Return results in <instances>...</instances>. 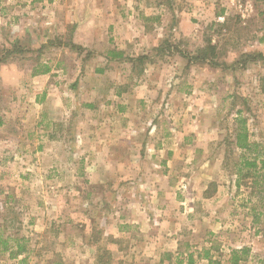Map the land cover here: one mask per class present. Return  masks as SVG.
I'll use <instances>...</instances> for the list:
<instances>
[{"label":"rangeland","instance_id":"374dc122","mask_svg":"<svg viewBox=\"0 0 264 264\" xmlns=\"http://www.w3.org/2000/svg\"><path fill=\"white\" fill-rule=\"evenodd\" d=\"M102 13L107 15L111 25L104 21V15H100ZM215 14L218 15L216 18ZM144 17L149 19L145 20ZM83 20L91 26L98 24L101 32L104 27L105 31L114 34V39L123 45L121 40H130L129 34L132 35L133 45L135 43L137 47L147 43L151 46L153 43H162L161 47L165 52L161 53L167 55L160 58L165 60V64L160 65L161 79L158 80L161 84L166 83V88L161 90L165 97L161 101V107L164 108L160 117L164 129L162 134L166 139H175L177 142H182L186 136L185 140L190 144L196 140V136L189 130L196 129L192 120H196L198 116L191 114L195 105L191 96L197 92L194 85L191 87L192 70L185 62L190 60L191 55L197 52L198 46L204 44L207 39L204 34H199V37L191 34V27L203 30L211 26L212 22L214 29L227 25L232 33H218L217 38H214L220 42L246 35L252 37L242 30L246 27H264V0H36L32 3L30 0H0V60L10 64L8 67L0 66V121L3 120V124H0V158H6V162H0V173L6 176L0 177V188L4 187L6 190V196L0 194V236L9 237L11 241L15 240V237L19 239L16 242L23 246V255L30 256L17 259L21 264H52L54 260H62V264H125V258L122 263H118L119 260L113 259L108 253L113 246L108 236L112 235L109 232L114 228L104 227L107 199L111 195L109 187L102 185L113 182V179L102 180L104 183H100L92 173L97 163L104 162H97L99 156L96 157L94 146L82 145L90 123L82 120L80 114H73L64 133L53 131L46 118L40 116L38 109L32 106V101L28 100L27 105L20 106L17 105L18 100L13 98L17 91L14 83V63L18 64V68L25 69L23 78L27 79V74L35 63L42 64L37 68L38 71L45 69L46 61L49 65H57L61 69L70 66H78L79 69L83 60L92 57L89 58L90 54L94 53L96 57L93 49L78 46L73 42L74 32ZM101 22L105 24L102 25ZM145 22L147 25H144ZM159 23L164 29L156 30ZM142 25L147 26L148 32ZM185 31L187 33H184ZM91 36L88 31L82 38L88 42ZM233 47L228 49L224 44L217 51L208 49L206 53L216 58L214 61L231 64L234 70H238V73H230L229 79L234 80L233 84L230 82V90H239L244 97L246 96L243 94L251 93L253 97L239 100L237 104L232 105V100L225 102L222 113L216 115L215 120L204 118L206 125L204 130L199 132V136L205 145L207 141L210 145L205 148L206 151L200 152V157L209 156L217 162L202 164L200 168L205 166L204 170L209 169L211 175L216 172L217 181L222 185V195L206 204L205 210H209L208 215L212 212L216 223L222 225L215 228L213 242H203V234L193 238L199 242L200 247L213 246L210 251L218 264H234V250L246 247V252L237 253L241 257L238 264H264V94L260 92H264V58L254 62L252 54L251 58L246 59L250 66H244V62L242 66L239 60H244V56L239 49ZM178 50L187 56L182 59L180 54H176ZM137 52L135 50L133 53ZM228 52H231L230 56ZM251 52L255 53L254 50ZM87 64L90 68L93 66L92 62ZM139 65L141 66L140 62ZM156 69L155 67L154 70ZM224 71L227 70H220ZM70 75L75 78L74 73L70 72ZM259 75L261 82L256 78ZM2 77L7 80L6 84ZM121 77L129 80L127 77ZM66 78L65 72L59 80ZM66 82L70 83L67 80ZM108 82L102 80L100 84L110 85ZM123 82L120 81L119 86H123ZM211 89L215 90L213 86ZM217 89L221 88L218 86ZM142 94L143 91H139L132 97L126 95L125 100L121 99L124 101L121 104L142 108ZM200 104H203L202 100ZM82 107L93 111V108ZM237 108L249 111L242 113L241 120L238 121L234 115ZM199 117L201 120V116ZM14 124L19 126L18 131L14 130ZM242 125L249 128L251 140L258 142L254 150L245 153H240L231 144L236 139L237 128ZM52 131L56 136H62V139L55 144L50 142L53 144L50 146L47 144ZM4 136L19 140V144L9 142L5 145L6 143L1 141ZM182 149L181 154L185 152L188 158L192 150L194 151L192 146H185L184 151ZM223 156H226V162L221 164ZM245 158H256V165L247 168L243 163ZM191 165L190 162L181 165L182 172H190V168H193ZM102 166L111 172H122L126 169V165L123 168L122 163L115 164V170L110 162H105ZM239 170L242 172L240 183L244 191L237 193L234 180L237 178L235 174L240 176ZM247 170L252 173L251 176L245 175ZM190 178L191 176L185 181L182 180L180 185L182 194L187 198L194 192L191 188L195 182L191 183ZM204 178L197 179L195 188L200 190L202 184L198 182L207 179ZM118 181L122 182L125 188L131 186L130 192L134 191V179ZM213 190L214 186L210 187V191ZM115 222L116 220L112 221V226ZM187 223L189 222L185 223L183 230L189 228ZM130 231L137 234L138 230L135 228ZM138 232L140 235H133L138 238L132 247L133 254L137 255L135 258L130 257L133 264H182L180 259L188 255L189 234L182 238L183 242L177 250L178 255H173L168 260L165 248H169L170 244L169 241L165 244L164 230L159 231L156 242L151 239H148V242L140 240L139 236L144 235L141 231ZM116 238H122L118 232ZM126 239L128 238H123L124 247ZM98 242L99 247L96 246ZM15 245L16 243L12 247ZM1 247L3 248L4 244ZM206 253L209 252L206 250L204 255ZM162 258L164 260H161ZM17 261L0 258V264H16Z\"/></svg>","mask_w":264,"mask_h":264},{"label":"crops","instance_id":"0c3cea01","mask_svg":"<svg viewBox=\"0 0 264 264\" xmlns=\"http://www.w3.org/2000/svg\"><path fill=\"white\" fill-rule=\"evenodd\" d=\"M35 1L30 0L31 3ZM42 1L45 0H40V2ZM49 1L52 0H46V2ZM100 15H104V21H107L111 25L106 14L102 13ZM217 16V14L214 15L215 18ZM144 19L147 20L149 18L144 17ZM101 23L102 25L105 24L104 22ZM213 24L212 22L211 26L203 30L195 26L191 27V34L198 37L199 34H204L207 36V39L204 44L198 46L197 52L191 55L190 60L186 58L187 61L185 62L186 65H190L192 70L191 87L194 85V90L197 92L196 95L191 96V99L195 100L191 114L198 117L196 120H192L196 125V129L190 128L189 130L193 136H196V140H193L190 144H187L185 140L186 136H184L182 142H177L175 139H166L162 134L164 129L161 125L160 117L163 115L164 108H162L163 103L161 104V101L165 97L161 90L166 88V83L161 84L158 80L161 79L160 65L161 63L165 64V60H161L160 58L167 55L163 54L165 50L161 47V42L153 43L154 47L149 43L142 44V46L138 45L137 47V44L134 43L133 45L132 43V35L127 33L130 40H121L124 43L123 45L114 39V34L105 31L104 27H102L101 32V27L98 24L91 26V24H87L83 20L78 24L74 32L73 42L78 46L83 45L84 47L87 46L93 49L96 52V57H94V53L90 54L89 58L92 57L83 60L82 65H79V69L77 68L78 66H70L67 69L66 67L64 68L66 71L57 65H49L48 61H46L47 65H44L45 69L41 71L37 70L39 66H42L41 63L32 64L31 70L27 74L28 78L24 79L25 69H22L23 67L18 68V64L16 63L13 65L16 67L14 68L16 76L14 83L17 90H15L16 95L14 96L13 94V98L18 100L17 105H27L28 100L32 101V106L38 109L40 116L46 118L52 130H59L63 133L66 124L70 125L71 116L73 114L77 116L80 114L82 120H85L88 124L90 123V129H88V134L84 136L82 145L95 147L96 151L94 153L96 157L97 155L99 156L97 162H110L114 170L116 168L115 164L122 163L124 164L123 168L126 165V169H123L122 172H111L102 166L104 163H97L94 168L95 171L92 172L94 177L100 180V183L102 180L113 179V182L102 185L105 188L109 187L108 191L111 195L107 199L110 205L108 206L107 202V216H105L106 224L104 227L108 228L110 226L114 228V230H111L112 232H109L112 235L109 234L108 236L113 243L108 253L113 259H118V263H122V260L125 258V264H133L130 257L135 258L137 254H133L132 247L138 240L133 235H140L138 231H141L144 235L139 236L140 240L148 242V239H151L156 242L157 237L160 235V230H164L165 244H168V241L170 244L169 248H165L166 254L164 252L168 256V260L173 255H178L177 250L180 249V243L183 242L182 238L186 237V234H189L190 241H188V255L180 259L182 264H188L190 255L193 256L194 264H210L209 258L215 259V256L210 251L213 246L200 247L198 245L199 242L193 238L203 234V242H213L215 239V228L222 225V223H216L212 212L211 215H208L209 210H205L206 204L222 195V185L217 181L216 172L211 175L208 172L209 169L204 170L205 166H203V169L200 168L202 164L210 165L212 162L217 161H214L209 156L200 157V152L206 151L205 148L210 145V142L207 141L205 145L200 139L199 132L204 130V125H206L204 118L215 120V116L222 113L225 102L232 100L231 105L232 103L237 104L239 100L250 99L253 96L251 93L243 94L246 98L241 96L239 90H230V82L233 84L234 81L233 79L232 81L229 79L230 73H238V70H234L230 66L231 64L214 61L216 58L209 56V54L202 52V50L208 46H211L216 51L224 44L228 49L234 46L233 49H239L238 51H241L244 56V60L242 58L239 60L241 65L243 66L244 62V66L249 67L250 65L246 59L251 58L252 54L255 58L254 62H258L264 58V34H262L264 27H246L242 32L245 31L246 34H251L252 37L246 35V37L239 39L228 38L226 41L220 42L219 39H215L214 37L217 38L216 35L218 33L228 35L232 33V30L227 25L214 29ZM144 25H147V22ZM142 28L145 31L147 30V26L142 25ZM161 28L163 26L159 23L156 30H160ZM88 31L92 34L88 42H92V44H88L82 38ZM184 33H187V31ZM133 49L138 52L134 54L135 50ZM249 49L254 50L255 53H252V50ZM152 51L154 53H151ZM161 51L164 52L161 53ZM157 52L160 53L157 54ZM177 53L180 54L182 59L184 58L183 56H187L181 50L176 51ZM228 55L230 56L231 52H228ZM89 62L93 63L91 68L87 64ZM157 62L159 63L157 64ZM0 66L8 67L10 64L0 60ZM155 67L157 68L156 70H154ZM221 69H226L227 71L220 72ZM65 72L67 78L60 81L61 74ZM70 72L75 74V78L70 75ZM121 76L127 77L129 80ZM224 76L226 77L224 78ZM117 77L122 78V80H118ZM257 77L258 82H261L262 78L260 75ZM2 79L6 84L7 80L3 77ZM66 80L70 83H67ZM102 80L103 82L108 80L110 85L106 83L101 85L100 82ZM120 81H124L123 83L125 84L119 86ZM211 86L215 88L214 91L211 89ZM218 86L221 89H217ZM139 91H143L141 97L143 98L144 106L142 108L121 104L124 103L121 99L125 100L126 95L132 97V95L135 96ZM260 92L264 94L263 90H260ZM200 95L201 97L199 98ZM200 100L203 101V104H200ZM222 102L223 104H221ZM82 106L93 108V111L86 110ZM242 109L237 108L236 112L234 111L237 121L241 120L242 113L249 112L244 108ZM179 113H181V110H179ZM199 116H201V120ZM136 117H138V120H136ZM2 121H0V124H3ZM244 122H246L245 119ZM13 128L15 131L20 129L15 124ZM209 128H211V121ZM209 128L206 127L207 130ZM178 129L181 133L180 126H178ZM248 129L246 128L247 131ZM91 130L92 133L90 134ZM237 130L239 131L240 128H237ZM251 135L248 132V141L258 143L251 140ZM49 138L50 140L47 145L53 146L52 143L55 144L56 141L62 139V136L58 137L53 132L49 134ZM1 141L6 143L5 145L9 142L19 144V140H13L7 136L1 138ZM231 144L240 153L247 151L238 147L236 139ZM219 145H221L220 142ZM185 146L194 147L190 158L185 155V152H183L184 154L180 152ZM183 149L182 151H184ZM94 153L92 152V154ZM0 162H6V158H0ZM189 162L193 168H190V172H188L189 170L182 172L181 165ZM220 162L221 164L226 162V156H223ZM3 176L6 178L4 173H0V177L2 178ZM190 176L191 183L193 181L195 184L191 188L194 192L191 193L190 198L188 197L189 200H187L188 198L180 190V185L182 184V180L185 181ZM235 176L237 177L234 180L236 192H243L242 185H237V180L240 176L238 174H235ZM199 177L201 179L207 178L204 181L198 182V184H202L200 190L199 188H195ZM119 179H134V191L130 192L131 186L127 188L123 187L122 182L118 181ZM102 183L104 182L102 181ZM212 186H214V190L210 191V187ZM186 189L189 188L186 187ZM0 194L6 196L4 187L0 188ZM223 196H225L224 193ZM119 200L120 202H118ZM113 220H116V222L112 226ZM186 222H189L187 223L189 228L183 230ZM135 228L138 230L136 231L137 234H132L130 229L135 230ZM166 228H169V230H165ZM117 232L122 238H116ZM123 238H128L133 242L126 239L124 247L122 244ZM14 239L13 242L9 237L3 238L0 236V258L5 257L17 261V259L20 260L23 257H30L28 254L23 255L25 250L19 251V246L22 245L16 242L19 239L16 237ZM15 243L16 245L12 247ZM2 244H6L7 247L2 248ZM99 245L100 242L96 246L99 247ZM206 250L209 252L207 257L204 255ZM161 260H164V258ZM16 264L21 263L17 261Z\"/></svg>","mask_w":264,"mask_h":264},{"label":"trees","instance_id":"16d2710c","mask_svg":"<svg viewBox=\"0 0 264 264\" xmlns=\"http://www.w3.org/2000/svg\"><path fill=\"white\" fill-rule=\"evenodd\" d=\"M208 49L212 50L213 51V48L211 46H208V47H205L202 52H208ZM236 140H237V145L238 147H240L241 149H246L247 151H251V150H254L258 144L255 143V142H249L248 141V131L246 130V127L244 125H242V127L240 128V130L236 133ZM256 158H254L253 160H250L248 158H245V160L243 161L244 165L248 167H251V166H255L256 165ZM239 173H240V177L238 178L237 180V185L240 186L241 183H240V179H241V176H242V172H240L239 170ZM251 172L249 170H247L246 172V176H251ZM258 175V174H257ZM256 175V176H257ZM262 176L264 177V174H262ZM264 197V196H263ZM263 200V198H261ZM260 214H262V212H259ZM7 247L6 244H4V248ZM23 246H20L19 248V251L22 250ZM248 250V248H242L240 250H234L233 252V257H232V262L234 264H238L239 260L241 259V257L239 255H237V253L239 251H242V252H246ZM205 256L207 257L208 256V253L205 254ZM209 262L210 264H218V262L212 258H209ZM188 263L189 264H194V260H193V256L190 255L189 258H188ZM52 264H62V260H54Z\"/></svg>","mask_w":264,"mask_h":264},{"label":"built area","instance_id":"2783aa9c","mask_svg":"<svg viewBox=\"0 0 264 264\" xmlns=\"http://www.w3.org/2000/svg\"><path fill=\"white\" fill-rule=\"evenodd\" d=\"M240 6L242 7L243 5L241 4ZM245 10L247 11V10H248V8H245Z\"/></svg>","mask_w":264,"mask_h":264}]
</instances>
